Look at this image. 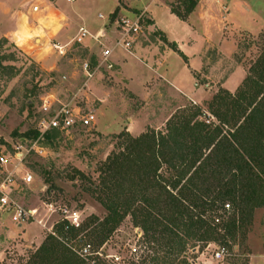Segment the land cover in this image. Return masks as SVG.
<instances>
[{
	"label": "rangeland",
	"instance_id": "374dc122",
	"mask_svg": "<svg viewBox=\"0 0 264 264\" xmlns=\"http://www.w3.org/2000/svg\"><path fill=\"white\" fill-rule=\"evenodd\" d=\"M189 1L173 0L170 6L183 13ZM192 1L196 3L198 0ZM249 1L260 6V0ZM1 2L26 15H20L25 30L9 39L1 38L0 34V63L12 68L10 72L0 71V154L9 158V167L15 164L12 162L14 148L21 147L23 154L32 148L34 140L25 134L35 131L43 100H49L55 107L76 104L83 110H93L96 123L90 129L74 130L71 134H48L38 144L45 150L43 155L30 151L22 166L15 169L17 186L14 187L13 200L25 209H37L38 219L43 223L18 226L0 213V264H29L45 240L58 235L57 224L62 221L61 210L65 207L79 215L83 227L70 242L71 252L79 264H141L143 256L152 252L147 250L143 232L133 225L130 216L100 246L87 237V232L94 226L90 225L92 218L101 222L107 216L106 210L91 193L99 182V167L109 156L121 150V141L118 142L116 136L122 131L132 137H135L132 132L138 131L133 130L135 125L143 127L141 134L150 130L163 131L172 115L190 107H200L207 112L208 102H176L162 86L155 88L157 94L152 93L156 91L149 80L144 86H131L124 75L116 74L115 67L110 72L100 70L88 79L81 64L89 62L91 68H95L100 52V47L88 39L82 45L69 46L63 57L53 51L52 44L69 43L80 27L91 33L104 27L106 34L112 35L110 23L114 19L133 15L143 14L139 40L159 37L149 28L148 18L139 8L141 0ZM16 36L20 42L14 41ZM224 39L230 42L231 50L209 49L204 67L196 75L198 84L217 89L214 95L225 90L220 85L234 67H242L247 74L248 67L264 49V26L256 35L239 32L232 38L224 34ZM134 69L131 73L142 79L146 73L143 67L137 64ZM25 174L32 176L31 183L23 182ZM161 174L168 176L165 167ZM225 203L230 205V211L233 204L228 200ZM83 246H89V249L85 257H80ZM218 247L213 243L207 246L198 243L194 251L188 249L173 264L182 261L187 264H264V209L254 212L244 237L238 232L235 241L226 245L228 255L221 261L213 258ZM134 249L136 253H133ZM157 256L162 257V253ZM95 257L97 259L90 261Z\"/></svg>",
	"mask_w": 264,
	"mask_h": 264
},
{
	"label": "trees",
	"instance_id": "16d2710c",
	"mask_svg": "<svg viewBox=\"0 0 264 264\" xmlns=\"http://www.w3.org/2000/svg\"><path fill=\"white\" fill-rule=\"evenodd\" d=\"M195 5L191 0L183 13L171 12L184 21ZM5 70L12 68L0 63ZM25 137L35 140L38 133ZM116 139L122 148L100 165L91 190L107 216L92 218L88 238L102 245L130 216L152 252L141 264H173L198 243L226 248L238 232L245 236L254 212L264 209V49L236 92L219 90L207 112L190 107L172 115L163 131L138 137L122 131ZM82 230L61 221L58 235L49 236L29 264H79L70 242Z\"/></svg>",
	"mask_w": 264,
	"mask_h": 264
},
{
	"label": "crops",
	"instance_id": "0c3cea01",
	"mask_svg": "<svg viewBox=\"0 0 264 264\" xmlns=\"http://www.w3.org/2000/svg\"><path fill=\"white\" fill-rule=\"evenodd\" d=\"M172 1L141 0L139 8L148 18L149 28L159 37L145 39L147 42L138 40L131 53H115L112 60L116 74L124 75L131 86H144L146 80H149L153 90L162 86L176 102H209L217 89H210L208 84L202 86L196 81V75L206 62L205 54L215 47L231 50L232 46L225 41L224 34L232 38L234 33L239 32L259 33L264 26V1L260 0V6H257L249 0L248 3L246 0H198L184 21L172 14ZM2 2L0 0V34L1 38L9 39L25 30L21 16L26 15L11 10ZM137 64L146 72L142 79L131 73H134ZM245 77L242 67H234L220 87L233 94ZM152 93L157 94V91ZM135 129L138 130L137 133L132 132L135 137L143 132L141 125H135Z\"/></svg>",
	"mask_w": 264,
	"mask_h": 264
},
{
	"label": "built area",
	"instance_id": "2783aa9c",
	"mask_svg": "<svg viewBox=\"0 0 264 264\" xmlns=\"http://www.w3.org/2000/svg\"><path fill=\"white\" fill-rule=\"evenodd\" d=\"M71 1V0H68ZM103 19L101 15L98 16ZM109 22V21H108ZM143 14L133 15L132 17L116 18L111 22L112 35L106 34L107 31L104 27L97 30L95 33L89 32L87 29L80 27L76 35L65 44H52L53 51L60 57L65 56L66 49L71 45H82L85 39L91 40L100 47V52L96 59L95 68H91L89 62L81 64V70L88 79H91L96 72L100 70L112 71L114 68L113 55L117 51L131 53L134 44L139 40L142 34ZM109 43H107V42ZM96 115L93 110H83L76 104L61 105L59 107L53 106L49 100H43L41 106V116L37 121L36 132L38 137L33 141L32 148L23 154L21 147L14 148L12 153L14 166L9 167L11 164L9 158L5 154H0V213L7 215L10 221L18 226L30 222L42 225L43 220L38 219L37 209H25L13 200L14 187L17 186V176L15 169L20 168L26 160L27 154L33 151L35 154L43 155L45 150L39 146L45 136L50 133H65L71 134L74 130L90 129L95 126ZM30 174H25L23 182L29 184L32 181ZM229 209V206H225ZM62 221H66L70 226L79 228L80 220L77 213L71 212L68 208L61 210ZM44 227V225L42 226ZM89 247V246H87ZM83 247L80 257H85L89 248ZM137 250L134 249L133 253ZM228 255L225 247H218L213 253V258L217 261L223 260Z\"/></svg>",
	"mask_w": 264,
	"mask_h": 264
},
{
	"label": "bare ground",
	"instance_id": "6f19581e",
	"mask_svg": "<svg viewBox=\"0 0 264 264\" xmlns=\"http://www.w3.org/2000/svg\"><path fill=\"white\" fill-rule=\"evenodd\" d=\"M19 40H20V39H19L17 36L14 38V41H17V42H18ZM20 41H21V40H20ZM20 41H19V42H20Z\"/></svg>",
	"mask_w": 264,
	"mask_h": 264
}]
</instances>
